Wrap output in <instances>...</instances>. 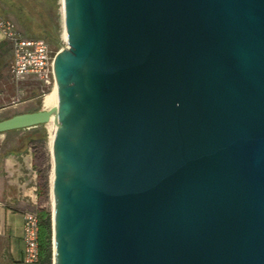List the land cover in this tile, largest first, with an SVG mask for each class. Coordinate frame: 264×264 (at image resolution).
<instances>
[{
  "label": "water",
  "instance_id": "95a60500",
  "mask_svg": "<svg viewBox=\"0 0 264 264\" xmlns=\"http://www.w3.org/2000/svg\"><path fill=\"white\" fill-rule=\"evenodd\" d=\"M52 264H264V0H62Z\"/></svg>",
  "mask_w": 264,
  "mask_h": 264
},
{
  "label": "rangeland",
  "instance_id": "374dc122",
  "mask_svg": "<svg viewBox=\"0 0 264 264\" xmlns=\"http://www.w3.org/2000/svg\"><path fill=\"white\" fill-rule=\"evenodd\" d=\"M0 12H2L0 13V18L12 20L17 25L20 32L28 38L45 40L52 53H56L60 48L66 46L63 37L61 0H0ZM22 25L29 27L24 28ZM46 26L51 27L52 31H54L53 38L41 35L42 29ZM25 30L28 31V33H26ZM56 43L59 44L58 49ZM10 60L11 54L9 52V47H1L0 121L25 111L28 105L32 103H34L36 107L44 108L43 99L51 92V87L46 89V87L39 84L38 81L33 78L26 77L23 79H15L11 77L8 72ZM45 127V140L37 142L34 146L33 164L38 166V169L42 171L43 177L47 180L48 197L40 206L38 202L34 205L33 213L40 207L47 209L51 214L50 174L52 162L50 153V130L48 124H46Z\"/></svg>",
  "mask_w": 264,
  "mask_h": 264
},
{
  "label": "crops",
  "instance_id": "0c3cea01",
  "mask_svg": "<svg viewBox=\"0 0 264 264\" xmlns=\"http://www.w3.org/2000/svg\"><path fill=\"white\" fill-rule=\"evenodd\" d=\"M3 46L9 47L0 37V48ZM41 109L44 108L36 107L32 103L25 111L17 114ZM45 128V125H40L0 133V264H22L23 216L33 213L37 203V175L33 167L34 146L37 142L45 140Z\"/></svg>",
  "mask_w": 264,
  "mask_h": 264
},
{
  "label": "built area",
  "instance_id": "2783aa9c",
  "mask_svg": "<svg viewBox=\"0 0 264 264\" xmlns=\"http://www.w3.org/2000/svg\"><path fill=\"white\" fill-rule=\"evenodd\" d=\"M0 37L9 45L11 60L8 66L10 75L15 79L33 78L49 89L54 85L53 57L48 44L43 39L23 36L16 24L6 18H0ZM38 225L34 213L23 216L24 243L22 264H36L38 261Z\"/></svg>",
  "mask_w": 264,
  "mask_h": 264
},
{
  "label": "trees",
  "instance_id": "16d2710c",
  "mask_svg": "<svg viewBox=\"0 0 264 264\" xmlns=\"http://www.w3.org/2000/svg\"><path fill=\"white\" fill-rule=\"evenodd\" d=\"M53 32L54 31H52L51 27L46 26L42 29L41 35L48 38H53ZM56 44L58 49L59 44ZM33 167L37 174L36 196L37 202L40 206V204L48 197V184L46 178H44L42 175V171L38 169V166L36 164H33ZM34 214L37 219L38 225V261L36 264H52L51 214L47 209L40 207Z\"/></svg>",
  "mask_w": 264,
  "mask_h": 264
},
{
  "label": "bare ground",
  "instance_id": "6f19581e",
  "mask_svg": "<svg viewBox=\"0 0 264 264\" xmlns=\"http://www.w3.org/2000/svg\"><path fill=\"white\" fill-rule=\"evenodd\" d=\"M62 1V0H61ZM64 37V35H63ZM65 38V37H64ZM57 90L56 85L54 84L51 92L48 93L44 99H43V107L44 109H50L52 107L56 106V95L55 92ZM54 116L51 118V121L48 123L49 125V130H50V145H51V140H52V133H53V129H54ZM48 130V131H49ZM52 178H53V172H52V168H51V174H50V186L52 185ZM52 201V200H51ZM51 206H52V202H51Z\"/></svg>",
  "mask_w": 264,
  "mask_h": 264
}]
</instances>
